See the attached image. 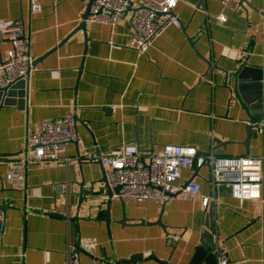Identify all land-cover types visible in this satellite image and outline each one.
Instances as JSON below:
<instances>
[{
	"label": "crops",
	"instance_id": "obj_1",
	"mask_svg": "<svg viewBox=\"0 0 264 264\" xmlns=\"http://www.w3.org/2000/svg\"><path fill=\"white\" fill-rule=\"evenodd\" d=\"M86 2L41 0V10L31 13L29 0H0L1 21L23 20L37 65L0 103V154H11L0 157V264H67L68 248L75 254L80 237L98 244L94 254L78 250V264H216L217 249L229 264H263L262 184L260 199L243 201L226 184L215 186L214 245L205 248L200 196H172L163 206L124 202L109 194L102 164L78 159L83 148L105 155L122 143L136 144L145 162L166 145L263 158L262 124L244 144L247 122L262 119L250 115L233 80L243 65L264 64L256 12L226 8L220 23L214 18L220 0H179L174 12L181 25L168 26L143 54L127 46L132 10L113 34L87 21L60 44L80 23ZM8 45L0 40L2 60ZM68 111L77 135L62 154L69 162L31 164L23 184L7 183L6 168L24 154L38 122ZM192 176L201 195L212 194L207 164L182 169L176 183Z\"/></svg>",
	"mask_w": 264,
	"mask_h": 264
},
{
	"label": "built area",
	"instance_id": "obj_2",
	"mask_svg": "<svg viewBox=\"0 0 264 264\" xmlns=\"http://www.w3.org/2000/svg\"><path fill=\"white\" fill-rule=\"evenodd\" d=\"M179 0H93L87 21L104 23L113 34L117 22L128 10H132L130 25L132 34L127 46L138 54L145 53L168 26L181 25L174 10ZM221 10L214 18L220 23L226 21L223 12L226 8H239L238 0H220ZM130 8V9H129ZM41 10V0H29V11L37 13ZM0 40L9 45L6 58L0 63V88L19 80L26 81L30 73L37 68L34 57L29 51L22 19L1 21ZM114 48H118L110 42ZM247 124H252L247 122ZM258 133L261 128L255 129ZM77 141L74 116L71 111L61 117L44 119L38 122L36 129L27 136V148L12 167L5 170V180L9 184H23L29 165L44 160H63L66 143ZM78 159L87 162H100L103 166V177L106 188L120 186L114 193L124 202L151 200L163 206L175 194L183 198L200 196V206L206 208L215 200V186L224 183L231 195L239 201L260 199L263 158L252 156L218 157L212 147L208 152H199L193 146L166 145L150 155L149 161L141 157L136 144L122 143L109 149L105 155L83 148ZM209 167L211 195H201L198 182L190 181L185 186L178 185L182 169L194 165ZM159 188V189H158ZM112 193V194H113ZM167 237V236H166ZM169 240V238L167 237ZM96 238L80 237L77 249L94 254L97 246ZM68 261L74 255L68 248ZM216 264H229L227 255L216 250Z\"/></svg>",
	"mask_w": 264,
	"mask_h": 264
},
{
	"label": "water",
	"instance_id": "obj_3",
	"mask_svg": "<svg viewBox=\"0 0 264 264\" xmlns=\"http://www.w3.org/2000/svg\"><path fill=\"white\" fill-rule=\"evenodd\" d=\"M93 0H87L85 9L83 13L81 14V21L77 25V27L68 34V36L63 39L60 44H63L67 41L77 30H85L87 17L89 15V9L92 4ZM238 3L241 8H245L244 5L249 7L251 10L255 11L258 15V23L262 27V33L264 36V0L260 1V6H253L250 3V0H238ZM130 9V8H129ZM246 9V8H245ZM54 49V48H53ZM3 60L0 58V63ZM235 81L234 85L236 88V92L240 96L242 102L248 107L250 115L253 116L255 119H262L260 122L258 121L257 124H247L246 125V134L244 139V144L248 146L250 137H251V131L252 129H258L260 128V124L263 126V135H264V64L262 66L256 67V66H250L249 64L243 65L237 74L234 76ZM21 84H25V81L19 80L17 82L11 83L5 87L0 88V103H6L7 100L5 96H9L13 93L14 88L16 86L21 87ZM4 97V98H3ZM3 98V100H2ZM76 142V141H74ZM216 142H219V140H216ZM11 154H0V157H10ZM13 156V155H12ZM98 164H101L99 161ZM194 176H192L190 179L184 182L183 186H185L188 182L192 181ZM104 179V177H103ZM263 186V197H264V157H263V172H262V182ZM108 189V188H107ZM120 189V186H116L113 189H108V192L110 195L112 193H118ZM159 189V188H158ZM175 194L174 196H176ZM58 215L59 214H55ZM263 218H264V209H263ZM155 223H158L162 225L159 218ZM1 226V221H0ZM203 230L200 235V243L205 247H213V239L211 238V232L213 231V210L211 206H208L204 209V223H203ZM263 248H264V240H263ZM78 258V250L75 251V254L71 257V264H78L76 262ZM136 258V255L134 257H130L128 261H133ZM16 264H23V263H16ZM263 264H264V253H263Z\"/></svg>",
	"mask_w": 264,
	"mask_h": 264
}]
</instances>
